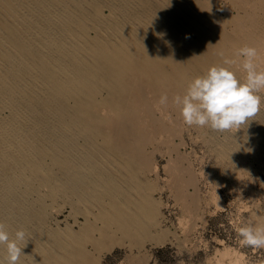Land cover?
Listing matches in <instances>:
<instances>
[{"label": "bare ground", "instance_id": "1", "mask_svg": "<svg viewBox=\"0 0 264 264\" xmlns=\"http://www.w3.org/2000/svg\"><path fill=\"white\" fill-rule=\"evenodd\" d=\"M246 45L264 69V0H0V222L27 234L19 264H97L115 243L157 244L150 148H176L172 98ZM231 70L244 79L239 61ZM200 131L230 181L261 169L264 105L238 130ZM178 156L171 186L191 213L196 179Z\"/></svg>", "mask_w": 264, "mask_h": 264}, {"label": "rangeland", "instance_id": "2", "mask_svg": "<svg viewBox=\"0 0 264 264\" xmlns=\"http://www.w3.org/2000/svg\"><path fill=\"white\" fill-rule=\"evenodd\" d=\"M182 129L172 139L174 151L166 143L150 148L155 165L147 176L150 194L160 202L157 230L161 240L157 244L145 240L135 247L128 242L115 243L101 251L97 264H264V249L242 246L237 236L240 226L257 225L256 220L264 218V161L261 169H252L241 181H230L200 128L182 123ZM177 156H182V164L192 169L196 179L187 187L200 202L191 213H185L171 186L169 164ZM66 215L58 217L61 226Z\"/></svg>", "mask_w": 264, "mask_h": 264}, {"label": "clouds", "instance_id": "3", "mask_svg": "<svg viewBox=\"0 0 264 264\" xmlns=\"http://www.w3.org/2000/svg\"><path fill=\"white\" fill-rule=\"evenodd\" d=\"M218 55L222 64L211 66L204 75L190 81L183 94L172 98V103L179 109L185 125L223 133L238 130L260 112L264 105V97L259 94L264 91V69L259 67V52L255 47L239 48L235 59L226 57L223 51ZM238 61L245 73L243 80L231 70ZM168 100V94L164 93L159 104L167 105ZM237 236L242 246L264 249V226L249 222L237 229ZM27 244L23 229L13 235L0 222V247L6 252L7 264H19L21 257L27 256L23 251Z\"/></svg>", "mask_w": 264, "mask_h": 264}]
</instances>
